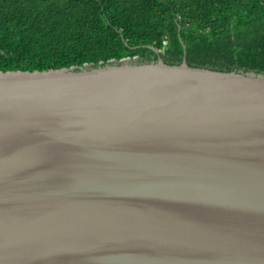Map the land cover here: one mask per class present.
<instances>
[{
  "label": "water",
  "instance_id": "obj_1",
  "mask_svg": "<svg viewBox=\"0 0 264 264\" xmlns=\"http://www.w3.org/2000/svg\"><path fill=\"white\" fill-rule=\"evenodd\" d=\"M0 264H264V73L0 71Z\"/></svg>",
  "mask_w": 264,
  "mask_h": 264
},
{
  "label": "trees",
  "instance_id": "obj_2",
  "mask_svg": "<svg viewBox=\"0 0 264 264\" xmlns=\"http://www.w3.org/2000/svg\"><path fill=\"white\" fill-rule=\"evenodd\" d=\"M135 57L264 73V0H0V71Z\"/></svg>",
  "mask_w": 264,
  "mask_h": 264
},
{
  "label": "rangeland",
  "instance_id": "obj_3",
  "mask_svg": "<svg viewBox=\"0 0 264 264\" xmlns=\"http://www.w3.org/2000/svg\"><path fill=\"white\" fill-rule=\"evenodd\" d=\"M136 59H138V57H135V59H134V60H136Z\"/></svg>",
  "mask_w": 264,
  "mask_h": 264
}]
</instances>
